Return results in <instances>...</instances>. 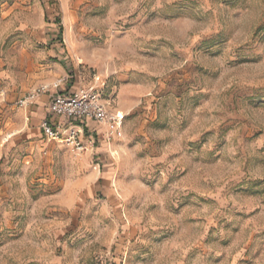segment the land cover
I'll use <instances>...</instances> for the list:
<instances>
[{
	"label": "rangeland",
	"instance_id": "obj_1",
	"mask_svg": "<svg viewBox=\"0 0 264 264\" xmlns=\"http://www.w3.org/2000/svg\"><path fill=\"white\" fill-rule=\"evenodd\" d=\"M64 77L124 116L82 152ZM0 264H264V0H0Z\"/></svg>",
	"mask_w": 264,
	"mask_h": 264
},
{
	"label": "built area",
	"instance_id": "obj_2",
	"mask_svg": "<svg viewBox=\"0 0 264 264\" xmlns=\"http://www.w3.org/2000/svg\"><path fill=\"white\" fill-rule=\"evenodd\" d=\"M70 79L71 77H64L52 84L41 86L29 94L25 103L34 102L41 96L48 94L50 97L49 112L51 118L42 124L44 135L50 141H58L60 139L59 129L61 124L56 125V122L64 119L73 129L70 131L67 141L82 152L86 149V142L83 135H81L83 131L76 124L86 125L88 122H94L101 126L110 127L112 130H117L121 127L124 116L121 112L114 111L96 88L74 90L69 86ZM62 88L64 90H61ZM107 137L110 141L113 135L109 134Z\"/></svg>",
	"mask_w": 264,
	"mask_h": 264
},
{
	"label": "crops",
	"instance_id": "obj_3",
	"mask_svg": "<svg viewBox=\"0 0 264 264\" xmlns=\"http://www.w3.org/2000/svg\"><path fill=\"white\" fill-rule=\"evenodd\" d=\"M70 87H72V89H74V90L79 89L78 86H76V85H72ZM61 90H64V88H62ZM36 101L37 102H35V103L37 106L36 107L37 116L39 117V119H40L39 122L42 125L45 122L46 114H48L51 117L50 112H49L50 97L48 94H46V95H43L42 97H40L39 99H37ZM47 120L49 121L50 119L48 118ZM88 123L85 126H87L89 128V127H91L90 125L94 122H88ZM94 124H96V123H94ZM77 127H79L80 129L82 128L79 125H77ZM92 127H95V126H92Z\"/></svg>",
	"mask_w": 264,
	"mask_h": 264
}]
</instances>
